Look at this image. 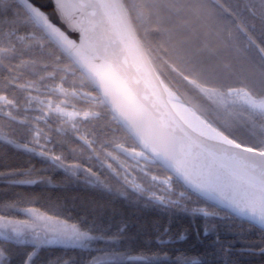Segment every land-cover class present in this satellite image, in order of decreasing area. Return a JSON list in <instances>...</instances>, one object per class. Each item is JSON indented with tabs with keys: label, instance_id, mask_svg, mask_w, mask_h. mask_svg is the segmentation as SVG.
Instances as JSON below:
<instances>
[{
	"label": "snow or ice",
	"instance_id": "6c2138e0",
	"mask_svg": "<svg viewBox=\"0 0 264 264\" xmlns=\"http://www.w3.org/2000/svg\"><path fill=\"white\" fill-rule=\"evenodd\" d=\"M0 146V264H264V0H0Z\"/></svg>",
	"mask_w": 264,
	"mask_h": 264
},
{
	"label": "trees",
	"instance_id": "16d2710c",
	"mask_svg": "<svg viewBox=\"0 0 264 264\" xmlns=\"http://www.w3.org/2000/svg\"><path fill=\"white\" fill-rule=\"evenodd\" d=\"M5 149L3 146H0V156L4 154ZM37 167H40V165H37ZM62 174L58 175L55 179L57 182H60L62 180ZM7 187V185L0 183V190L4 189ZM14 191L22 193V194H37L41 191L44 192L46 196L50 195L52 199L59 200L60 202H67L68 204L75 205L77 208L80 209V213L83 214L84 211V206L88 205L90 206L93 202L99 201L101 199L100 194L87 190L84 188V186H65L61 184L59 188L56 189H27V188H17L14 189ZM2 194V193H0ZM75 215V213H74ZM157 217L151 213V212H145L144 215L137 221V228L140 226V224H147L150 223L153 219H156ZM134 220L136 219L135 217L133 218ZM136 229H133V232H135ZM146 235L142 234L139 236V238L131 241V242H126L127 248L133 251H138V250H147L149 247H151V250L155 249V245H146L144 243V240L146 239ZM57 251L62 252L63 249H57ZM68 255H74V253L69 250ZM243 259H253L255 261V264H259L260 262V257L257 255L255 257H247L244 256L242 257Z\"/></svg>",
	"mask_w": 264,
	"mask_h": 264
},
{
	"label": "flooded vegetation",
	"instance_id": "af4514ba",
	"mask_svg": "<svg viewBox=\"0 0 264 264\" xmlns=\"http://www.w3.org/2000/svg\"><path fill=\"white\" fill-rule=\"evenodd\" d=\"M125 247H127L126 244H125ZM121 250H123V249H121ZM143 251H146V250H138V251L130 250V251H128L127 254L130 255V256H136V255H141ZM152 251H156V247Z\"/></svg>",
	"mask_w": 264,
	"mask_h": 264
},
{
	"label": "water",
	"instance_id": "95a60500",
	"mask_svg": "<svg viewBox=\"0 0 264 264\" xmlns=\"http://www.w3.org/2000/svg\"><path fill=\"white\" fill-rule=\"evenodd\" d=\"M38 2H48V0H38ZM48 10H50V9H48Z\"/></svg>",
	"mask_w": 264,
	"mask_h": 264
}]
</instances>
